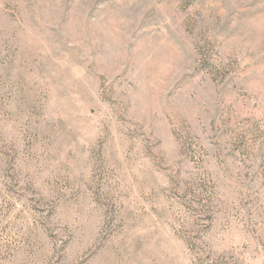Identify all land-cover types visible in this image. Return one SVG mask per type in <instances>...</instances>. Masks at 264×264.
Listing matches in <instances>:
<instances>
[{"label":"rangeland","instance_id":"obj_1","mask_svg":"<svg viewBox=\"0 0 264 264\" xmlns=\"http://www.w3.org/2000/svg\"><path fill=\"white\" fill-rule=\"evenodd\" d=\"M0 264H264V0H0Z\"/></svg>","mask_w":264,"mask_h":264}]
</instances>
